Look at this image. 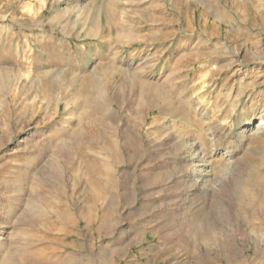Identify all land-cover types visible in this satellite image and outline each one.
I'll list each match as a JSON object with an SVG mask.
<instances>
[{"label":"rangeland","instance_id":"obj_1","mask_svg":"<svg viewBox=\"0 0 264 264\" xmlns=\"http://www.w3.org/2000/svg\"><path fill=\"white\" fill-rule=\"evenodd\" d=\"M1 74L0 264H264V0H0Z\"/></svg>","mask_w":264,"mask_h":264},{"label":"bare ground","instance_id":"obj_2","mask_svg":"<svg viewBox=\"0 0 264 264\" xmlns=\"http://www.w3.org/2000/svg\"><path fill=\"white\" fill-rule=\"evenodd\" d=\"M209 3V2H208ZM213 3V2H212ZM255 3V2H254ZM214 4V3H213ZM215 5V4H214ZM221 7V6H220ZM255 7V6H254ZM252 8V7H251ZM220 9V8H219ZM229 9V8H228ZM221 10V9H220ZM253 10V9H252ZM212 11V10H211ZM223 11V10H222ZM232 12V11H231ZM250 12V11H249ZM257 12V11H256ZM242 13V12H241ZM261 14H262V12H260ZM245 14V13H244ZM217 15H218V17H217ZM240 15V14H239ZM260 15V14H259ZM222 16V17H221ZM221 16L219 15V14H216V18L219 20L220 18L222 19V18H224L225 19V17H224V13L222 12L221 13ZM255 16V15H254ZM263 16V15H262ZM245 17V16H244ZM259 17V16H258ZM254 19V18H253ZM256 19V18H255ZM259 19H261V17L259 18ZM258 19V20H259ZM244 20V19H243ZM248 20V19H247ZM254 21V20H253ZM223 22V21H222ZM220 23V22H219ZM239 23V22H238ZM228 24H230V23H228ZM252 24V23H251ZM254 27V26H253ZM5 80V78H4V75H0V81L2 82V81H4ZM2 83H4V82H2Z\"/></svg>","mask_w":264,"mask_h":264}]
</instances>
